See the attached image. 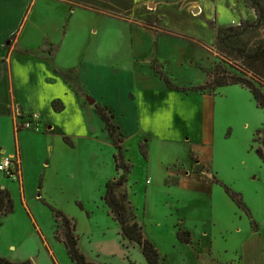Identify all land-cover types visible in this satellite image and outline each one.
I'll use <instances>...</instances> for the list:
<instances>
[{
    "label": "rangeland",
    "instance_id": "rangeland-1",
    "mask_svg": "<svg viewBox=\"0 0 264 264\" xmlns=\"http://www.w3.org/2000/svg\"><path fill=\"white\" fill-rule=\"evenodd\" d=\"M37 6L20 50H38L52 38L53 62L69 80L43 69L41 78L50 73L58 82L42 86L46 91L17 88L28 111L40 110L20 133L0 114V164L14 158L23 168L22 186L21 168L16 180L0 171V187L15 202L0 228V255L75 264L56 238L60 212L75 223L90 261L148 264L139 246L123 239L103 200L106 181L125 174L137 222L163 264H264V159L256 141L264 110L242 86L177 91L156 71L193 89L221 60L240 66L236 51L219 52L218 29L242 30L246 50L255 49L264 40V0H39ZM50 65L31 60L27 74L36 79ZM51 95L65 111L43 109ZM92 100L116 113L130 172L116 168L117 150ZM225 187L242 196L244 207ZM178 230L190 231L192 243L178 241Z\"/></svg>",
    "mask_w": 264,
    "mask_h": 264
},
{
    "label": "trees",
    "instance_id": "trees-1",
    "mask_svg": "<svg viewBox=\"0 0 264 264\" xmlns=\"http://www.w3.org/2000/svg\"><path fill=\"white\" fill-rule=\"evenodd\" d=\"M254 8L257 13H260L258 7L255 6ZM218 35L219 52L226 55L227 52L236 51L241 59L240 66L236 67L230 64L225 66V61L221 60V63L217 64L214 70L207 71L208 81L206 84L193 89L180 88L173 84L168 77L160 73L159 70L156 69V71L170 89L177 91L189 92L194 90L205 93L210 89H217L218 87L230 85L242 86L250 91L258 108L264 110V40L255 49L249 51L246 50L247 47L243 45L241 40L242 35H244L242 30L236 31L234 29L219 28ZM52 106L56 112H61L64 109V105L60 101L53 102ZM95 107L117 150V154L114 156L116 168L118 170L124 169L126 173L130 172L131 167L126 163L123 151L126 135L122 127L115 121L116 114L107 105L102 106L97 104ZM17 131L21 132L22 126H17ZM64 140L70 146H73L68 136H64ZM256 141L260 145L258 153L264 159V129L259 131ZM213 181L218 182L215 177H213ZM126 183L125 174L117 180L108 181L103 200L108 206L113 219L118 222L123 239L139 246L148 264H163L159 249L145 236L143 227L137 222V216L129 199ZM225 190L239 206L244 207L241 195L233 193L228 187H225ZM14 211L15 202L10 192L0 187V228L3 225L4 219L13 214ZM57 216L62 220V232H57L56 238L64 243L69 258L75 264H96L89 261L80 249L79 238L75 233V223L60 212H57ZM177 239L181 243L191 244L192 233L188 230H178ZM0 264H32V262L15 263L0 256Z\"/></svg>",
    "mask_w": 264,
    "mask_h": 264
},
{
    "label": "crops",
    "instance_id": "crops-1",
    "mask_svg": "<svg viewBox=\"0 0 264 264\" xmlns=\"http://www.w3.org/2000/svg\"><path fill=\"white\" fill-rule=\"evenodd\" d=\"M38 1L39 0H0V58H2V61L4 60L3 65L1 64L0 66V114L7 115L12 119L16 131H17V125L24 127L27 124L28 119H36V117L40 114L38 113L40 112V110L28 111L26 109L25 103H22L19 97H17L18 87L21 89L27 88L32 90L34 88H38L39 90L46 91L45 89H42V86H45L47 88V86H51V84H56L58 82V79L54 76H50L49 78L48 76L50 75V73L44 76L43 78H41L43 74H47L43 72V69H49L51 73L55 74L57 77L60 78L61 82H66L64 83L66 85H68L67 81L69 80L68 74L65 73L67 71L58 69L53 62L55 60L56 45L53 42L52 38L45 37L43 46L39 47L38 50H34L31 52L29 50L26 51L20 50V46H19L20 39L25 33L26 28L28 27V24L32 19V14L36 9ZM200 10H203V8L202 9L200 8ZM33 52L35 54H33L32 56L31 54ZM21 57L26 58L28 62H24V63L19 62L21 60ZM34 59H36L37 61L39 60L40 62H43L46 65L51 64L49 68L40 67L38 69L39 75L36 77V79L34 73L33 74L30 73L28 75L26 69V66L30 63L31 60ZM18 66L24 69L26 73L22 72L23 75H19ZM52 66L54 68L53 72L50 70ZM38 70L35 73H38ZM41 81H43V83ZM79 91L82 93L83 97L87 95L86 91L82 87L79 89ZM36 101H38V99H36ZM42 101L45 102V104L43 105V109H45L46 112L50 111L52 114H56V113H61L66 109V106L62 102V100L60 98L56 99L53 95L48 97L47 100L42 99ZM55 101H60L64 105L63 111L61 112L54 111L52 104ZM94 102L95 103L91 105L96 110L95 106L98 103L96 101ZM25 110L27 112H25ZM39 125H37L35 128H38ZM17 133L20 132L17 131ZM4 152L5 151H2V153ZM19 165H20L19 169L21 168V170L19 171L21 174L20 176L21 179L19 183L22 186L23 185L22 163L20 162ZM108 181L109 180L106 181V184ZM105 192L106 189L104 191V195ZM40 196L41 194H39L38 197ZM79 247L84 253L83 243L81 242V240L79 243ZM0 256L3 257L2 255ZM9 260L18 263L10 258Z\"/></svg>",
    "mask_w": 264,
    "mask_h": 264
},
{
    "label": "built area",
    "instance_id": "built-area-1",
    "mask_svg": "<svg viewBox=\"0 0 264 264\" xmlns=\"http://www.w3.org/2000/svg\"><path fill=\"white\" fill-rule=\"evenodd\" d=\"M3 63L2 58H0V66ZM26 126H31L29 123ZM19 162L14 158H4L3 162L0 164V171L9 175L12 178H16V174L18 173Z\"/></svg>",
    "mask_w": 264,
    "mask_h": 264
},
{
    "label": "water",
    "instance_id": "water-1",
    "mask_svg": "<svg viewBox=\"0 0 264 264\" xmlns=\"http://www.w3.org/2000/svg\"><path fill=\"white\" fill-rule=\"evenodd\" d=\"M94 103H95L94 101L90 102V104H94Z\"/></svg>",
    "mask_w": 264,
    "mask_h": 264
},
{
    "label": "bare ground",
    "instance_id": "bare-ground-1",
    "mask_svg": "<svg viewBox=\"0 0 264 264\" xmlns=\"http://www.w3.org/2000/svg\"><path fill=\"white\" fill-rule=\"evenodd\" d=\"M154 8V7H153ZM197 14V13H196Z\"/></svg>",
    "mask_w": 264,
    "mask_h": 264
}]
</instances>
